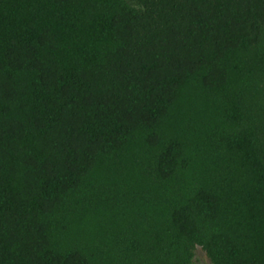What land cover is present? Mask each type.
<instances>
[{
    "label": "trees",
    "instance_id": "16d2710c",
    "mask_svg": "<svg viewBox=\"0 0 264 264\" xmlns=\"http://www.w3.org/2000/svg\"><path fill=\"white\" fill-rule=\"evenodd\" d=\"M264 264V0H0V264Z\"/></svg>",
    "mask_w": 264,
    "mask_h": 264
},
{
    "label": "rangeland",
    "instance_id": "374dc122",
    "mask_svg": "<svg viewBox=\"0 0 264 264\" xmlns=\"http://www.w3.org/2000/svg\"><path fill=\"white\" fill-rule=\"evenodd\" d=\"M193 264H212L205 251L198 245L192 249Z\"/></svg>",
    "mask_w": 264,
    "mask_h": 264
}]
</instances>
